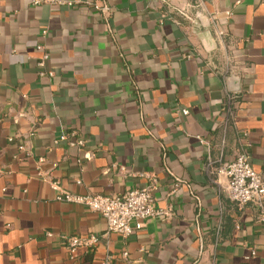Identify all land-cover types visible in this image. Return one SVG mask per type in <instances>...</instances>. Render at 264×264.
I'll use <instances>...</instances> for the list:
<instances>
[{
    "label": "crops",
    "instance_id": "0c3cea01",
    "mask_svg": "<svg viewBox=\"0 0 264 264\" xmlns=\"http://www.w3.org/2000/svg\"><path fill=\"white\" fill-rule=\"evenodd\" d=\"M201 2L0 0V264H264L257 207L217 172L243 151L264 173V0ZM151 179L165 214L128 237L49 185L118 195ZM90 234L73 254L61 239Z\"/></svg>",
    "mask_w": 264,
    "mask_h": 264
},
{
    "label": "built area",
    "instance_id": "2783aa9c",
    "mask_svg": "<svg viewBox=\"0 0 264 264\" xmlns=\"http://www.w3.org/2000/svg\"><path fill=\"white\" fill-rule=\"evenodd\" d=\"M42 1L59 4V0H34V4H39ZM201 4V0H197V5L200 6ZM178 11L182 15L186 13L184 9ZM226 14L229 15L230 13L227 12ZM45 32L42 31V34ZM215 37L219 43L223 42V31L219 30L218 27L215 30ZM37 49L42 50V47L38 46ZM46 58L47 53L42 51L39 65H42ZM226 61L232 62V58L227 57ZM225 74H227V71L224 72ZM234 97L232 94L227 95V107L233 102ZM183 113L186 114L187 111L184 110ZM59 140H66L69 145L76 146L79 150L84 145V140L81 137H75L74 133L70 135L62 133ZM19 149L23 150L24 145H20ZM86 157H89L88 154L84 155V158ZM43 161V158H39L37 164L39 165ZM77 162H80V159H77ZM217 172L225 175L228 179L227 192L229 199L239 207L247 204L255 205L258 209L257 220L264 222V173L255 171L252 168L247 155L243 151H239L232 160L223 163L217 169ZM38 175L40 174L38 173ZM49 185L52 189L58 191L55 196L56 200L82 205L92 212L98 213L106 221L107 232L118 233L122 237H128L141 229L144 220L161 217L165 214L162 209L154 205L155 179H151L144 187L128 189L118 195L72 193L63 190L57 181H51ZM45 234L50 236L52 233L46 232ZM61 239L70 254H73L80 247L92 249L98 243V237L94 234L61 236ZM125 255L126 253H123V256ZM111 260L110 255L106 256L104 264H110Z\"/></svg>",
    "mask_w": 264,
    "mask_h": 264
}]
</instances>
